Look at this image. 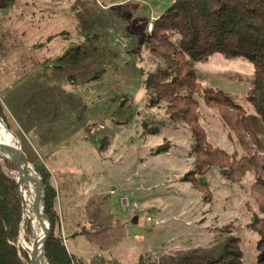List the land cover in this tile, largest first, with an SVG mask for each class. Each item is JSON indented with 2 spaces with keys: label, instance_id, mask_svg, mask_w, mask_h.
Instances as JSON below:
<instances>
[{
  "label": "rangeland",
  "instance_id": "1",
  "mask_svg": "<svg viewBox=\"0 0 264 264\" xmlns=\"http://www.w3.org/2000/svg\"><path fill=\"white\" fill-rule=\"evenodd\" d=\"M171 2L0 0V120L44 191L51 183L75 209L78 246L67 243L80 264H207L230 239L240 264H264L255 172L232 180L215 164L197 171L190 125L145 86L161 63L147 47L153 21ZM195 67L200 88H221L246 108L248 137L264 146V123L247 98L252 63L217 52ZM198 113L213 145L245 154L220 106L200 96Z\"/></svg>",
  "mask_w": 264,
  "mask_h": 264
},
{
  "label": "trees",
  "instance_id": "2",
  "mask_svg": "<svg viewBox=\"0 0 264 264\" xmlns=\"http://www.w3.org/2000/svg\"><path fill=\"white\" fill-rule=\"evenodd\" d=\"M150 38L147 47L160 57L161 63L147 74L145 86L150 96L160 98L154 100H166L169 110L190 125L197 171L203 173L215 164L232 180H241L248 171H254L253 191L264 210V146L248 137L254 131L247 110L221 88H200L195 67L197 62L206 61L217 52L230 58L246 57L254 68L247 98L264 123V0H172L154 19ZM200 96L221 107L224 120L244 147L243 156L233 158L208 139L199 120ZM164 147L160 145L158 150ZM16 168L11 160H0V264H30L28 251L18 245L23 207L16 176L11 173ZM195 184L207 186L199 179ZM56 201L55 187L47 184L44 213L50 218L51 231L45 243L46 261L80 264L59 231ZM262 227L264 235V219ZM241 258L238 245L230 239L207 264H240Z\"/></svg>",
  "mask_w": 264,
  "mask_h": 264
},
{
  "label": "water",
  "instance_id": "3",
  "mask_svg": "<svg viewBox=\"0 0 264 264\" xmlns=\"http://www.w3.org/2000/svg\"><path fill=\"white\" fill-rule=\"evenodd\" d=\"M0 151L6 154V156L3 158H7L11 160L14 164H16L17 169H18V175L16 179H17L18 190H19V193L22 199V207H23L22 220L19 225V237H20V230L24 222V208H25L24 198H23V193H22V185H26L29 189L30 208H32V210L34 211L36 218L42 220L43 229H42L41 236H39L38 239L35 242H33L31 246H28L27 248L28 255L30 258V264H37V260L35 257L36 251L38 247L41 246L42 253L45 258V243L51 231V221L47 217V215L44 213V201H45L44 184L40 180L38 173L32 167L28 158L23 153V151L21 150L16 140L8 141V140H4L0 138ZM36 186L40 188L41 195L38 197L37 203H34L33 194H34ZM41 187L43 190L41 189Z\"/></svg>",
  "mask_w": 264,
  "mask_h": 264
},
{
  "label": "bare ground",
  "instance_id": "4",
  "mask_svg": "<svg viewBox=\"0 0 264 264\" xmlns=\"http://www.w3.org/2000/svg\"><path fill=\"white\" fill-rule=\"evenodd\" d=\"M0 138H2L4 140H8V141L15 140L14 133L10 129H8L6 127V124L1 120H0ZM22 193H23L25 208H24V222H23V225H22L21 230H20V239H21L20 243H22V245H24L26 248H28V246H31L33 244V242H35L38 239V237L41 236L43 228H42V220L33 216V213L30 210V205H29L30 195H29V191L25 188L24 185H22ZM40 193H41L40 188H38V186H36L34 194H33L34 203H37L38 197L41 195ZM27 217L31 218V226L33 228V234H34L33 242L27 241V239H26L27 237L25 236L24 224H25V219ZM26 227H29V226L26 225ZM35 257L37 260V264H46V262L44 260L43 253H42L41 246L38 247L36 254H35Z\"/></svg>",
  "mask_w": 264,
  "mask_h": 264
},
{
  "label": "crops",
  "instance_id": "5",
  "mask_svg": "<svg viewBox=\"0 0 264 264\" xmlns=\"http://www.w3.org/2000/svg\"><path fill=\"white\" fill-rule=\"evenodd\" d=\"M65 199L68 200L67 198ZM63 200H64V196L62 195L61 190H58L57 191V203H58V213L60 215L61 230L63 233L64 241L69 251L75 254V252H79L77 251L78 248H72L73 249L72 250L70 249L69 244L67 243V240L69 237V240L71 241L72 246L74 247L77 245L75 241L73 240L74 238L71 239V237H75L73 235L75 232L74 228H77V225L73 224L70 218L72 216V213L75 212V209L72 208L71 205H67V202L63 204ZM79 235H84V234H79ZM79 250H82V249H79ZM101 263L103 264V262L97 261L96 264H101Z\"/></svg>",
  "mask_w": 264,
  "mask_h": 264
},
{
  "label": "built area",
  "instance_id": "6",
  "mask_svg": "<svg viewBox=\"0 0 264 264\" xmlns=\"http://www.w3.org/2000/svg\"><path fill=\"white\" fill-rule=\"evenodd\" d=\"M108 264H116V263L111 262V263H108Z\"/></svg>",
  "mask_w": 264,
  "mask_h": 264
}]
</instances>
